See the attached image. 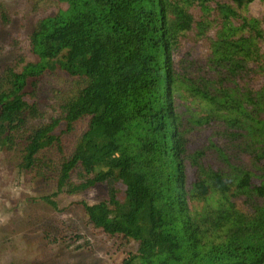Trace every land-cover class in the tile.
<instances>
[{"label":"trees","instance_id":"1","mask_svg":"<svg viewBox=\"0 0 264 264\" xmlns=\"http://www.w3.org/2000/svg\"><path fill=\"white\" fill-rule=\"evenodd\" d=\"M66 1L67 9L42 18L32 34L38 62L17 64L0 78L1 150L20 145L19 167L29 173L59 164V188L72 193L108 185V200L79 204L89 225L121 239L119 248L136 246L121 264H264V85L253 89L247 73L264 34L254 22L257 35L246 37L244 25L230 22L264 0L218 3L223 26L211 61L232 79L219 86L214 76L194 84L174 60L194 23L192 2L207 10L212 0ZM56 71L76 89L62 116L28 131L22 144L27 113L37 108L30 87ZM183 88L206 105L189 122ZM209 121L217 122L219 141L193 152L190 135ZM80 130L66 157L68 137ZM252 135L256 145L247 143ZM191 168L198 169L194 178Z\"/></svg>","mask_w":264,"mask_h":264},{"label":"rangeland","instance_id":"2","mask_svg":"<svg viewBox=\"0 0 264 264\" xmlns=\"http://www.w3.org/2000/svg\"><path fill=\"white\" fill-rule=\"evenodd\" d=\"M219 2L210 1L207 10L202 9L198 1L192 2L190 12L194 23L181 37L174 54L176 68L184 73L186 67L187 78L197 81L194 84L204 85L212 76L217 86L222 83L228 85L232 80H224L226 76L217 71L216 64L211 61L215 40L223 26ZM2 6L8 13L9 21L4 22L0 11V78L17 64L24 69L27 64L38 62L31 45L32 34L42 18L67 9L68 2L0 0V9ZM231 21L236 27H246V37L257 35L258 27L251 26L254 22L259 24L264 34V3H253L246 19L230 17ZM257 41L259 49L251 54L247 70L248 82L253 89L264 85V38ZM240 74L235 78L244 88L246 82ZM34 81L37 85H31L30 91L34 89L37 108L27 113L28 125L19 138L22 144L28 131L62 116L61 105L76 89L75 81L60 71L45 72ZM182 92L183 97L179 99L181 110L189 122L193 112L198 109L203 114L206 105L186 89L183 88ZM216 123L209 121L192 132L193 152L209 145L210 140L219 141ZM80 134L81 130L68 137L66 157L73 153ZM246 140L251 145H256L258 141L255 135L248 136ZM247 156L244 157L246 160ZM51 157L58 161L57 155L52 154ZM21 162L20 145L14 152H5L0 148V264H121L130 250H136V246L127 241L119 248L121 239L111 238L101 229L89 225L84 207L79 204L108 200V185L98 184L87 191L72 193L59 188V164L38 174L20 169ZM197 171V168H191V178ZM72 181L79 183L80 179L75 174ZM44 196L50 197L51 201L43 200ZM52 201L57 204L56 208L51 205ZM244 201L241 199L238 203L247 209Z\"/></svg>","mask_w":264,"mask_h":264}]
</instances>
